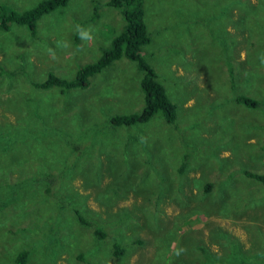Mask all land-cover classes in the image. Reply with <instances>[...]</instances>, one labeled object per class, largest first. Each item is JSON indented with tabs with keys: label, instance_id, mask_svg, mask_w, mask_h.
<instances>
[{
	"label": "rangeland",
	"instance_id": "374dc122",
	"mask_svg": "<svg viewBox=\"0 0 264 264\" xmlns=\"http://www.w3.org/2000/svg\"><path fill=\"white\" fill-rule=\"evenodd\" d=\"M107 1L0 32V264H264V186L245 173L264 174V0H144L176 120L131 126L110 122L143 106L125 57L83 89L33 85L110 49L124 20Z\"/></svg>",
	"mask_w": 264,
	"mask_h": 264
},
{
	"label": "trees",
	"instance_id": "16d2710c",
	"mask_svg": "<svg viewBox=\"0 0 264 264\" xmlns=\"http://www.w3.org/2000/svg\"><path fill=\"white\" fill-rule=\"evenodd\" d=\"M67 2L68 0H41L33 7L22 11L0 5V32L8 30L12 24H15L24 26L29 34L34 36L41 17L57 8L64 7ZM107 5L119 11L124 20L122 30L111 40L110 49H105L97 60L81 65L72 77L51 72L44 80L34 81L33 85L38 88L57 87L62 92L83 89L89 85L91 77L102 72L114 61L125 57L134 61L141 73L140 87L143 92V106L141 110L136 112L113 115L110 122L115 126H131L145 123L160 112L167 123H174L176 105L168 97L165 86L159 81L157 72L143 52L144 47L149 45L152 39L144 18V0H108ZM237 100L249 107H256L258 104L257 100L245 95L238 96ZM245 173L247 176L260 181L264 186V174ZM79 218L82 223L91 225L81 216ZM93 230L98 238H105V231L98 227L93 228ZM114 246V255H121L123 250L120 245L114 243ZM26 256L27 251H22L17 258L18 264H24Z\"/></svg>",
	"mask_w": 264,
	"mask_h": 264
}]
</instances>
